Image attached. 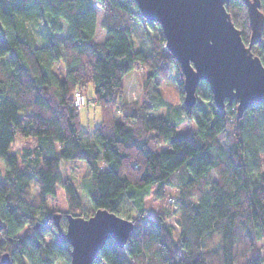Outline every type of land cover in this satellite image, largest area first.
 <instances>
[{"label":"trees","instance_id":"trees-1","mask_svg":"<svg viewBox=\"0 0 264 264\" xmlns=\"http://www.w3.org/2000/svg\"><path fill=\"white\" fill-rule=\"evenodd\" d=\"M260 5L264 14V0ZM96 8L103 42L94 40ZM225 8L247 44L246 7L231 0ZM135 20L145 21L133 0H0V256L7 252L10 264H55L59 252L70 264L48 208L61 187L65 222V214L89 218L98 209L133 222L125 246L107 241L92 264H264V104L237 119L236 104L226 101L220 112L200 82L191 113L183 103L178 108L196 129L178 135L173 120L150 113L170 107L157 85L171 66L181 94L182 74L157 24L145 21L158 29L151 51L133 48ZM30 24L42 26L48 44L38 45ZM63 24L66 35L57 38ZM252 53L264 66V23ZM60 61L63 78L51 70ZM132 71L145 79L140 105L124 100L122 81ZM89 85L102 117L91 133L80 128L75 98L84 103L80 91ZM73 161L87 166V215L76 188L61 179L60 163ZM151 187L164 200L154 217L144 213ZM124 200L133 218L124 215ZM170 218L177 232L166 224Z\"/></svg>","mask_w":264,"mask_h":264},{"label":"water","instance_id":"water-1","mask_svg":"<svg viewBox=\"0 0 264 264\" xmlns=\"http://www.w3.org/2000/svg\"><path fill=\"white\" fill-rule=\"evenodd\" d=\"M139 16L157 24L165 48L182 74L183 106L191 113L200 82L208 85L215 107L224 112L225 102L236 104V118L254 105L264 104V66L252 47L261 41L264 14L260 0H239L248 13L250 35L245 44L225 5L231 0H133ZM53 215L57 238L70 247V264H92L107 241L122 249L133 222L104 209L89 218ZM38 223L34 225L37 229ZM0 264H10L7 252Z\"/></svg>","mask_w":264,"mask_h":264},{"label":"rangeland","instance_id":"rangeland-1","mask_svg":"<svg viewBox=\"0 0 264 264\" xmlns=\"http://www.w3.org/2000/svg\"><path fill=\"white\" fill-rule=\"evenodd\" d=\"M96 17H97V27L95 30L94 40L96 42L104 41V31L101 30L99 23L102 17V10L96 8ZM64 30L62 33L57 34V38H63L66 35L65 24ZM27 28L34 34L37 38L38 45L48 44L49 41L46 40L43 28L40 24H30ZM158 33V29L156 27L149 26L145 21L135 20L133 22L132 28V43L133 48L135 50H140L145 54H148L151 51L152 39ZM51 70L55 72L60 78H63L64 75V65L63 62H55L54 66L51 67ZM142 72L132 71L128 73L123 78V88H124V100L128 103L136 102L138 105L142 103L144 98V77L141 74ZM157 89L160 94V98L166 102L170 107L160 106L153 110L150 115L153 117L161 116L167 118L169 120H173L177 124V132L180 136H188L189 133L196 129V126L193 121L185 119L182 114L180 115L178 112V108L182 105L183 94H181L180 89L176 83V71L174 65L171 66L170 75L166 81H160L157 85ZM81 95L83 96L84 103L82 102L79 106V119H80V128L86 132L91 133L101 122L102 117L97 104H95L92 100V88L89 85L85 89L81 90ZM219 141L221 144H225V133H222L219 136ZM12 151H14L12 149ZM0 168L3 169V166L0 165ZM60 174L62 182H66L67 180L71 182V184L76 188L80 198H81V211L85 215L91 213V203L87 195V184L89 182L88 174H87V166L83 161H73V162H61L60 163ZM176 174L172 175V181H176L174 178ZM212 179L215 180L216 177L212 174ZM31 193L34 195L37 193V184L36 182H32L31 184ZM171 193L169 202L173 199L172 189H168ZM150 194L144 198V213L150 217H154L156 213L162 211V206L164 204L163 201H159L155 198V188H150ZM49 210L55 212V214L59 212H65L68 210V202L66 196L61 187L56 188L54 198H50L48 201ZM122 209L124 211V215H129L131 218L135 216L137 213L133 206L123 201ZM60 214V213H59ZM60 226L63 230H65L66 222L64 219H61L59 222ZM166 224L172 227L174 232H177L175 222L173 218H170L166 221ZM34 229V228H33ZM25 232L20 233L19 235H23ZM45 240L47 243H51V237L49 235L45 236ZM55 250V249H54ZM55 255V254H54ZM62 256L59 252L54 257L55 264H67L64 260H62ZM52 257V258H53ZM21 264H30L26 260L20 261Z\"/></svg>","mask_w":264,"mask_h":264},{"label":"built area","instance_id":"built-area-1","mask_svg":"<svg viewBox=\"0 0 264 264\" xmlns=\"http://www.w3.org/2000/svg\"><path fill=\"white\" fill-rule=\"evenodd\" d=\"M75 98H76V103L79 106L83 101H82L81 97L78 96V94L75 95Z\"/></svg>","mask_w":264,"mask_h":264},{"label":"flooded vegetation","instance_id":"flooded-vegetation-1","mask_svg":"<svg viewBox=\"0 0 264 264\" xmlns=\"http://www.w3.org/2000/svg\"><path fill=\"white\" fill-rule=\"evenodd\" d=\"M60 215H61V217H60V220H61V218H62L63 214H60Z\"/></svg>","mask_w":264,"mask_h":264}]
</instances>
